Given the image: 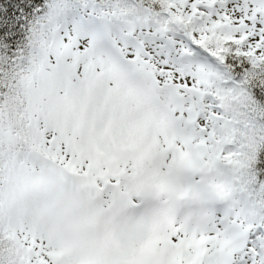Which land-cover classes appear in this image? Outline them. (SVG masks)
I'll use <instances>...</instances> for the list:
<instances>
[{"label": "snow or ice", "instance_id": "obj_1", "mask_svg": "<svg viewBox=\"0 0 264 264\" xmlns=\"http://www.w3.org/2000/svg\"><path fill=\"white\" fill-rule=\"evenodd\" d=\"M0 264H264V0H0Z\"/></svg>", "mask_w": 264, "mask_h": 264}]
</instances>
